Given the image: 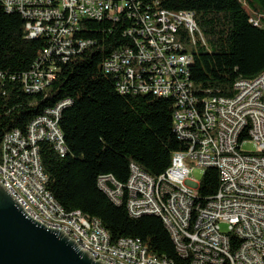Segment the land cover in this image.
Listing matches in <instances>:
<instances>
[{
	"label": "built area",
	"instance_id": "obj_1",
	"mask_svg": "<svg viewBox=\"0 0 264 264\" xmlns=\"http://www.w3.org/2000/svg\"><path fill=\"white\" fill-rule=\"evenodd\" d=\"M1 1L7 12L22 16L28 38L45 41L32 68L22 75L27 93L43 91L57 78L62 64L95 44L81 34L84 20L101 16V21L127 22L124 36L129 44L111 54L104 62V71L116 79L117 91L154 96L166 93V98L173 99L174 132L187 147L173 153L166 170L177 178V185L137 172V164L131 163L133 179L124 183V188L103 182L100 175L99 189L114 204L126 205L132 217L155 215L168 221L176 250L188 264H264V141L254 130L253 111L246 110L243 103V96H253L263 103L264 115V74L255 77V84H247L246 78L237 80L236 94L224 96V137L230 155H219L214 146L209 96H200L199 120H192L187 83L180 78L179 69L170 65L171 54L182 46L173 41L176 25L185 27L187 17H164V12L154 10L152 2L139 7V0ZM154 18H162V25H154ZM250 21L258 26L264 14ZM68 100L71 98L46 109L26 131L14 129L5 134L0 183L32 218L63 230L94 256L109 258L111 264H161V258L151 256L134 240L104 243L103 232L92 219L75 216L66 224H54L59 209L39 191L42 178L34 164L33 144L35 138H42V143L53 144L62 156V143L52 130V122L57 106ZM227 102H236V109L228 110ZM242 138H250L255 150H245ZM233 141H240V148H233ZM191 147H201V154L191 155ZM196 168L204 173L208 168L219 171V188L204 203L199 198L201 180L192 177ZM17 190H25V197H17ZM137 198H145V205H137ZM35 208H43L46 218H37ZM228 235H235V248H227Z\"/></svg>",
	"mask_w": 264,
	"mask_h": 264
},
{
	"label": "trees",
	"instance_id": "obj_2",
	"mask_svg": "<svg viewBox=\"0 0 264 264\" xmlns=\"http://www.w3.org/2000/svg\"><path fill=\"white\" fill-rule=\"evenodd\" d=\"M148 1L157 12L194 16L196 30L190 34L178 27L174 44L182 46L173 51L188 58L179 75L187 83L191 109L199 112L200 96H233L237 80L264 74V21L258 26L250 21L264 14V0H139V7ZM127 26L123 20H84L81 34L95 44L62 64L57 78L43 91L27 93L22 75L32 68L45 41L28 38L22 16L7 12L0 0V152L7 132L26 131L46 109L71 98L59 117L65 153L61 156L49 142L39 144L47 190L67 212L97 219L113 242L138 239L150 255L188 264L161 217H132L126 205L114 204L99 189L100 175L124 187L131 163L158 178L171 165L173 153L187 147L174 132L173 99L117 91L116 79L104 71L111 54L129 44L124 36ZM219 185V171L208 168L199 187L201 202Z\"/></svg>",
	"mask_w": 264,
	"mask_h": 264
},
{
	"label": "bare ground",
	"instance_id": "obj_3",
	"mask_svg": "<svg viewBox=\"0 0 264 264\" xmlns=\"http://www.w3.org/2000/svg\"><path fill=\"white\" fill-rule=\"evenodd\" d=\"M158 12H164V17L171 16L172 18H182L187 17L188 19L185 21V28L188 29L191 34L194 33L196 30V25L194 22V16L192 13L189 12H179V13H172L165 10H160ZM92 19H101V16H92ZM154 25H162V18H154ZM184 27L183 25H176L175 32L177 31L178 27ZM175 32L173 34V41L176 42L175 39ZM188 63V58L185 56H175L171 54L170 56V65L171 68H178L179 71H185V67ZM247 84H255V78L246 79ZM234 90L236 94L237 92V85L235 84ZM159 96H165L166 93H156ZM189 100L191 98L189 97ZM209 103L211 106V122L213 124V138H214V146L217 151H219V155H230V146L226 144L225 137H224V96H213L209 98ZM243 103L245 105L246 110H252L254 116V130L256 134H262V140L264 141V115L263 114V103L259 102L258 100H253V96H243ZM194 105V104H193ZM64 103L58 105L56 108L54 122H52V130L55 133H58V141L62 143V154L65 153V140L62 130L59 126V117L61 111L64 107ZM227 109L228 110H235L236 109V102H227ZM192 120H199V112L197 110L191 109ZM21 131V130H17ZM42 142V138H35V144H33V153H34V164H36V170L39 171L42 181L39 182V191L41 194L50 198V201L56 206V217H54V224H66V220L68 218H75L79 217L81 219H92L80 211H72L67 212L56 199L52 196V194L47 190V183H48V176L43 170L42 163H41V156H40V147L39 144ZM247 143L253 144V141L250 138H242V146ZM233 148H240V141H233ZM201 154V147H191V155H200ZM137 172L146 173L137 167ZM162 180H165L168 185H177V178L172 174L170 171H166L163 175L160 176ZM133 179V169L131 168V175L128 181ZM103 182H115L110 177L102 176ZM115 188H124L122 185L115 182ZM17 197H25V190H17ZM137 205H145V198H137ZM35 216L37 218H46V211L43 208H35ZM93 224L96 225L100 229L102 233V240L104 243L107 244H117V242H128V240H134L139 248H146L140 240L134 238H121L115 242L111 240V237L108 231L102 226V224L97 219H92ZM42 224L46 225L45 221H38ZM168 228V221H163ZM47 226V225H46ZM81 248V245L78 244ZM227 248H235V235H228L227 238ZM147 249V248H146ZM148 251V249H147ZM156 257L154 255H151ZM95 259H101L102 261L111 264V260L109 258H99V256H94ZM158 258V257H156ZM161 264H172L167 259H161Z\"/></svg>",
	"mask_w": 264,
	"mask_h": 264
},
{
	"label": "water",
	"instance_id": "obj_4",
	"mask_svg": "<svg viewBox=\"0 0 264 264\" xmlns=\"http://www.w3.org/2000/svg\"><path fill=\"white\" fill-rule=\"evenodd\" d=\"M0 264H109L32 218L0 183Z\"/></svg>",
	"mask_w": 264,
	"mask_h": 264
},
{
	"label": "rangeland",
	"instance_id": "obj_5",
	"mask_svg": "<svg viewBox=\"0 0 264 264\" xmlns=\"http://www.w3.org/2000/svg\"><path fill=\"white\" fill-rule=\"evenodd\" d=\"M246 6H247L248 10L251 12L250 7L248 5H246ZM169 17H171V16H169ZM189 52L191 53L192 51L189 50ZM244 149L248 150V151H254L255 150L254 149V145L253 144L251 145V143L245 144L244 145ZM203 174H204V172H203V170L201 168H196L195 171L192 174V177L195 180L200 181L202 179Z\"/></svg>",
	"mask_w": 264,
	"mask_h": 264
}]
</instances>
